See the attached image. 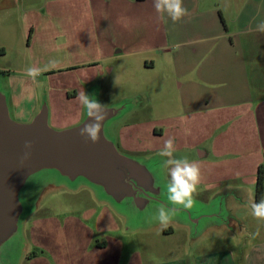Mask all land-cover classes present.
<instances>
[{"label":"rangeland","instance_id":"rangeland-1","mask_svg":"<svg viewBox=\"0 0 264 264\" xmlns=\"http://www.w3.org/2000/svg\"><path fill=\"white\" fill-rule=\"evenodd\" d=\"M87 1L57 0L50 4L45 0H27L29 3L0 0V87L8 92L11 117L20 122L29 121L45 95L50 106L49 124L54 128L72 125L80 119L81 93L96 83L99 100L104 105L123 97L138 98L135 110L111 123L110 133L116 137L121 152L149 158L160 153L171 139L170 134L152 132V127H166L171 116L187 107L184 97L195 90L189 79L191 75L188 78L183 75L188 72L191 60L194 63L199 57L189 60L183 55L189 47L186 40L188 36L219 32L218 14L215 10L201 13L205 8L200 10L197 4L203 6L202 0H194L195 4L183 0L189 15L175 22L167 12H157L153 0L131 6H123L116 0L90 6ZM241 1L208 0V3L214 7L217 2L229 26L233 25L230 20L239 16L242 21L248 12H257L255 22L262 18L263 10L257 11V3L260 1L264 7V0H251L240 9ZM134 11L141 13L140 19L133 18ZM113 39L120 41L115 43L116 48ZM218 41L211 39L198 45L210 48L216 42L218 45ZM235 44L233 49L239 52L237 59L241 61V43ZM144 46L153 49L131 52ZM150 59L154 62L152 67L145 65ZM29 67L41 71L32 78L26 74ZM208 68L215 73L220 70L228 78L223 87H232L237 98H242L245 87L239 72L242 67L231 53H226L215 65L210 63ZM135 122H141L142 128L134 133L125 129L127 124ZM120 131L125 143L120 136L119 144ZM169 152L171 155H164L166 162L196 157L194 163L210 160V153L200 159L197 149L191 151L187 147L174 146ZM166 162L163 173L170 183L174 164ZM237 170L236 178L221 185L200 181L196 185L193 197L203 202L225 195L227 221L218 224L211 220L194 237L189 234L187 224L188 227L175 220L161 224L156 219L144 227L127 228L128 217L97 200L91 187L81 183L71 189L51 175V184L44 188L34 213L24 222L25 253L36 254L32 257L25 254L20 264H106L115 256L112 251L115 245L120 247L121 254L113 264H130L136 251L144 262L146 259L161 262L174 256L193 257L218 248L245 252L251 241L257 245L264 242V218L255 217L251 208L255 203V183L250 177L254 174H246L250 173L248 168ZM165 228L175 232L165 233ZM105 243L109 244L108 248L102 247Z\"/></svg>","mask_w":264,"mask_h":264},{"label":"water","instance_id":"water-1","mask_svg":"<svg viewBox=\"0 0 264 264\" xmlns=\"http://www.w3.org/2000/svg\"><path fill=\"white\" fill-rule=\"evenodd\" d=\"M85 94L104 105L99 100L98 84L89 85ZM137 102L136 96H128L105 105L107 116L100 139L93 143L79 134L91 120L84 106L76 123L54 128L49 124L47 96L42 95L32 118L20 122L11 117L8 92L0 87V264H20L25 256L24 222L34 213L44 188L51 184V175L71 189L81 183L91 187L97 200L128 217L127 228L147 226L158 219L162 208H178L170 220L187 224L193 237L211 220L218 224L227 221L225 195L207 203L193 197L188 209L174 205L168 200L169 182L163 173L166 157L156 153L141 159L118 149L116 137L110 133L111 123L135 110ZM25 141L33 143L27 159Z\"/></svg>","mask_w":264,"mask_h":264},{"label":"crops","instance_id":"crops-1","mask_svg":"<svg viewBox=\"0 0 264 264\" xmlns=\"http://www.w3.org/2000/svg\"><path fill=\"white\" fill-rule=\"evenodd\" d=\"M24 1L29 3L27 0H21L22 3ZM110 1L112 0H88L87 3L90 6L105 5ZM116 1H119L123 6H131L141 4L146 0ZM47 2L54 4L57 3V0H45V3ZM191 2L195 4L194 0ZM202 2L203 6L197 4L200 10L205 8L201 13L215 10L218 14L220 31L207 36H188L186 45H189V47L183 55L187 56L189 60H191L189 57L196 56L199 59L194 63L191 60V65L189 64L187 68L188 72L183 77L188 78L191 75L189 79L192 81L191 84L195 90L189 97H184L187 107L181 113L171 116V121L164 128L154 125L152 132L159 135L170 134L171 139L174 141L173 147L176 146L178 149L183 147H187L191 151L197 149L200 159L206 158V154L210 153L209 161L203 160L196 163L200 169L201 178L199 181L201 183L221 185L238 176V167L248 168L250 173L246 174H254V177L251 176L250 178L255 183L256 170L263 159L261 150L263 153L264 147V32L257 30L258 25L264 23L263 3L260 1L257 3V11L263 10L260 20L255 22L257 12H248V16L242 21L239 20V16L234 20H230L233 25L229 26L217 2L214 3V7L210 6L208 0H202ZM248 2H251V0H242L239 8H244ZM228 7H232V5L228 4ZM219 12L221 15H219ZM132 16L134 19H140L141 13L134 11ZM144 19L147 23V19ZM211 39H218V45L217 42L215 43L216 46L210 48H207L204 44L198 45ZM113 42L112 45L115 48L118 47L115 46V43L120 41H114L113 39ZM235 43L239 45L241 43L243 53L241 61L237 59L239 52L233 49ZM159 47L162 49L163 46ZM151 49L153 47L144 46L131 52H146ZM202 53L203 56H201ZM226 53H231L239 66L242 67L239 72L241 73L242 85L245 87L241 99L237 98V92L232 87H223L225 82L228 83V78L220 73V70L215 73L208 68L210 63H213V65L219 63ZM145 65L152 67L154 65L153 59L146 60ZM180 85L183 86L184 83L181 82ZM207 88L209 91H205ZM200 99L202 101H199ZM199 102H202V104L197 105ZM81 107L83 110V103ZM126 128L134 133L135 130L142 128V123H130L125 126ZM122 131H120V136L122 142L125 143ZM205 142L207 144H203ZM196 158L188 159V161L194 162ZM245 181L242 179V182ZM174 232L173 229L170 231V233ZM263 244L264 242L257 245L254 241H251L246 246L245 252L241 253L230 248H218L198 253L193 257L174 256L163 259L161 262H152L147 259L144 262L142 256L136 251L130 264H264ZM102 247L108 248L109 244L105 243ZM112 251H114L115 256L106 264H111V262L113 264L120 258L121 250L119 246L115 245Z\"/></svg>","mask_w":264,"mask_h":264},{"label":"clouds","instance_id":"clouds-1","mask_svg":"<svg viewBox=\"0 0 264 264\" xmlns=\"http://www.w3.org/2000/svg\"><path fill=\"white\" fill-rule=\"evenodd\" d=\"M153 7L157 12H167L174 22L189 15L188 9L183 6V0H153ZM257 30L264 32V23L258 25ZM40 71V69L35 67H29L26 70V74L29 77L35 78ZM79 98L83 100V106L87 110L88 117L91 118L90 122L80 129L79 134L85 137L86 141L91 140L93 143H96L100 139L99 133L101 132L102 122L107 116L106 106L90 99L87 94L81 93ZM173 143L174 141L172 139L167 140L164 149L160 151L159 155H171L169 149L173 150ZM32 148L33 143L31 141H25V159L31 155ZM166 163L174 164V167L170 170L171 181L167 188L168 200L174 205L183 206L185 209L191 208L194 203L193 193L200 179L199 166L194 162H189L187 159L170 160ZM251 208L255 217L264 218V199L258 204L252 203ZM178 211V208L168 211L162 208L159 211L158 219L161 224H167Z\"/></svg>","mask_w":264,"mask_h":264},{"label":"trees","instance_id":"trees-1","mask_svg":"<svg viewBox=\"0 0 264 264\" xmlns=\"http://www.w3.org/2000/svg\"><path fill=\"white\" fill-rule=\"evenodd\" d=\"M219 15L220 12H219ZM222 19V17H221ZM255 203H259L264 196V147H263V159L262 161L258 164L257 166V170H256V180H255ZM172 229L171 228H165L164 232L168 233L170 232ZM36 254L35 251H31V252H27L26 253V257H32Z\"/></svg>","mask_w":264,"mask_h":264},{"label":"flooded vegetation","instance_id":"flooded-vegetation-1","mask_svg":"<svg viewBox=\"0 0 264 264\" xmlns=\"http://www.w3.org/2000/svg\"><path fill=\"white\" fill-rule=\"evenodd\" d=\"M81 116H82V107H81V114H80V118H81ZM118 136H119V137H118V139H119V140H118V142H119V141H120V133H119V132H118ZM119 144H120V142H119Z\"/></svg>","mask_w":264,"mask_h":264}]
</instances>
